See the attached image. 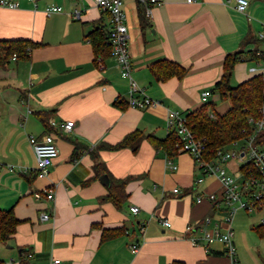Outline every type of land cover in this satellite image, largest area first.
Instances as JSON below:
<instances>
[{
    "label": "crops",
    "instance_id": "1",
    "mask_svg": "<svg viewBox=\"0 0 264 264\" xmlns=\"http://www.w3.org/2000/svg\"><path fill=\"white\" fill-rule=\"evenodd\" d=\"M19 2V9H0V41L34 43L28 59L13 58L0 69V210H12L21 221L9 243L0 242V263L51 264L59 258L62 264H233L221 242L206 251L202 228L187 232L188 225L207 217L212 223L205 230L223 222L227 207L217 209L206 199L197 202L220 192V180L212 176L195 184L202 172L193 157L170 158L150 138L167 140L171 113L186 116L198 110L206 90L212 92L209 102L216 104L217 113L230 109L213 92L229 55L244 53L232 73L233 86L264 75V58L252 60L249 54L259 50L264 57V0H250L246 13L237 11L236 0H162L161 5L123 0L131 78L122 75L111 54L97 58L88 35L99 27L109 31L110 21L94 0ZM143 4L151 8L145 23ZM50 6L63 10L47 14ZM162 61L179 64L187 75L158 80L153 68ZM133 82L143 91L135 97L152 99V106L130 107ZM42 113L56 126L46 127ZM68 122L75 124L70 132L62 127ZM135 132L140 136L131 147H104ZM50 133L59 156L42 177L35 172L30 136ZM169 159L177 170L171 169ZM99 163L116 179L131 178L126 185L129 198L120 209L102 200L109 186L95 177ZM239 169L240 164L234 177L240 178ZM50 188L54 200L45 194ZM175 188L181 193L174 194ZM132 206L140 208L137 216ZM43 213L50 219L42 221ZM162 219L171 226L162 225ZM263 221L264 209L236 213L232 227L238 264H264V236L257 229ZM116 229L123 231L104 240V231ZM192 238L199 244H192Z\"/></svg>",
    "mask_w": 264,
    "mask_h": 264
},
{
    "label": "built area",
    "instance_id": "2",
    "mask_svg": "<svg viewBox=\"0 0 264 264\" xmlns=\"http://www.w3.org/2000/svg\"><path fill=\"white\" fill-rule=\"evenodd\" d=\"M36 4L38 0H28ZM149 3L162 4V0H144ZM193 0H189L192 2ZM95 6L104 14L109 16L110 29L108 31L107 46L112 51V56L116 59L122 75L126 78L132 76V61L131 51L128 37L127 15L124 11L123 0H94ZM237 11L246 13L250 5V0H236ZM21 6L19 0H0V9L16 10ZM62 7L50 6L46 9L47 14L61 12ZM151 8H148L147 13L150 14ZM80 13H74L75 18H79ZM16 59V56L14 57ZM254 71V70H253ZM131 96L129 100L130 107L134 109H146L152 106L155 102L150 98L139 99L135 97L138 92H143L142 89L136 84L132 83ZM212 96L210 90L202 93V102L208 103L209 98ZM261 118L258 120L250 119V122L255 125L256 134L235 143L229 149L218 150L216 156L212 159L207 155L206 139H199L195 136L194 132L186 126L185 116L180 115L179 112H172L168 119V126L180 138L177 143L176 149L178 154H189L196 162V165L202 172V176L196 179L195 184H202L207 177L215 176L221 182V189L218 193L209 194L206 197H199L198 203L203 202L205 199L209 200L211 204L219 209L221 205L227 207V214L223 222H215L211 230L205 228L212 223V218H205L198 225H188L187 232L193 234L196 230L202 228L203 239L208 244L206 251H211L210 245L221 242L225 246V254L230 258L233 264H238L237 248L234 243V229L232 223L237 212L245 211L248 213L257 212L264 209V144L257 142V136L264 133V107L261 110ZM53 126H56L52 122ZM74 122H68L63 125V129L70 132L74 126ZM171 132V133H172ZM30 141L33 145L34 152L37 159V168L35 172L39 176L45 177L49 175L50 168L53 166L55 160L59 156V148L56 144V137L54 134H45L41 138L30 136ZM230 160H240V178L234 177L228 173L223 167L224 163ZM168 164L172 170H177L178 166L169 159ZM251 166L245 172H241V168L245 165ZM1 169V168H0ZM13 170V168H10ZM174 194H180L181 190L175 188ZM48 200H54L55 190L53 188L45 190ZM36 197L40 199L41 194ZM132 214L138 215L140 208L132 206L130 208ZM50 219V215L43 213L41 216L42 221ZM160 223L165 227H170L171 223L168 220L162 219ZM222 224H226L227 229L222 230ZM264 224V221L263 223ZM192 244H199L197 238L191 239ZM135 252L139 251V245H133ZM51 264H62L59 258L54 259Z\"/></svg>",
    "mask_w": 264,
    "mask_h": 264
},
{
    "label": "trees",
    "instance_id": "3",
    "mask_svg": "<svg viewBox=\"0 0 264 264\" xmlns=\"http://www.w3.org/2000/svg\"><path fill=\"white\" fill-rule=\"evenodd\" d=\"M149 7L148 4H143V7L140 6L141 19L144 23L146 22L145 15ZM88 39L94 47L97 58L107 54L112 55L110 47L107 46L108 31L106 28L99 27L95 29L88 35ZM33 48L34 43L28 40L0 41V68L6 67L15 56L17 61L28 59ZM249 54L252 60L258 61L264 58L262 54H259V50L249 52ZM243 56V52H238L226 58L224 64L225 74L215 84L213 89V92L218 93L222 100L230 102V109L225 114H219L216 111V104L208 102L198 110L192 111L185 116L186 126L194 132L195 136L199 139H206L207 155L210 159L216 156L218 150L229 149L235 143L255 135V125L250 122V119L252 118L256 121L262 116L261 110L264 107V75H257L237 86L231 84L234 68L237 63L243 60ZM153 72L160 81H166L172 76L184 78L187 75V71L179 64L168 61L156 63ZM48 116V113L40 114L45 126L52 128L53 126L49 123ZM139 136V132H135L117 145H106L104 147L114 151L128 148L133 145L131 141L138 139ZM257 138L259 144H264V133L259 134ZM150 139L154 146L163 147L170 158L178 155L176 145L180 142V138L175 132H172L167 140H158L153 137ZM97 154L94 155L97 156ZM250 166V164L243 166L241 172H245ZM105 174L109 176L111 184L108 196L102 198V200H109L120 209L129 198L126 185L131 178L116 179L109 172L105 163L97 164L95 166V177L98 178ZM20 224L21 221L12 210H0V242L3 244L9 243L16 234ZM257 229L264 236V224ZM122 231L119 229L106 230L103 238L106 240L118 236Z\"/></svg>",
    "mask_w": 264,
    "mask_h": 264
},
{
    "label": "rangeland",
    "instance_id": "4",
    "mask_svg": "<svg viewBox=\"0 0 264 264\" xmlns=\"http://www.w3.org/2000/svg\"><path fill=\"white\" fill-rule=\"evenodd\" d=\"M228 104L230 105L229 101H228ZM239 164L240 165L242 164V162L240 160H230L229 162L224 163L223 166L227 169V171L229 172V174H231L233 176H239V173L238 172H235V169H237V167L239 166Z\"/></svg>",
    "mask_w": 264,
    "mask_h": 264
},
{
    "label": "water",
    "instance_id": "5",
    "mask_svg": "<svg viewBox=\"0 0 264 264\" xmlns=\"http://www.w3.org/2000/svg\"><path fill=\"white\" fill-rule=\"evenodd\" d=\"M101 181L104 182L107 186H110V178L107 174L101 176Z\"/></svg>",
    "mask_w": 264,
    "mask_h": 264
}]
</instances>
